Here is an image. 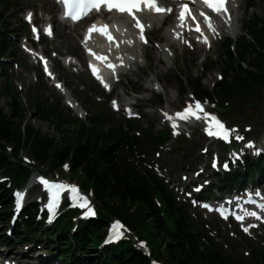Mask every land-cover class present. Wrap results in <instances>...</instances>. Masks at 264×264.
Listing matches in <instances>:
<instances>
[{
	"label": "trees",
	"instance_id": "1",
	"mask_svg": "<svg viewBox=\"0 0 264 264\" xmlns=\"http://www.w3.org/2000/svg\"><path fill=\"white\" fill-rule=\"evenodd\" d=\"M256 39L259 40L258 45L264 48V42L258 37ZM249 47L252 46L246 45L244 52ZM26 118L22 103L12 102L8 114L0 107V139L16 144L17 149H29L36 158L44 161L50 160L55 164L69 161L72 170L82 169L84 183L92 186L109 214H120L132 227L140 228L150 235L158 248H155V255L164 258L169 264L226 263L225 258L212 254L207 248L204 251L198 249L203 244L195 239L192 225L170 197L159 193L167 204L166 219H163L156 212L147 191L136 182V176L132 172L121 171L113 157L117 140H127L121 127L104 129L105 118L98 114L92 120L96 131H86L78 124L77 133L67 134L59 142L30 125H25L24 130H21ZM4 198L1 196L0 201ZM166 221L173 223V228L166 227ZM78 238H86V233H80ZM106 254L116 256L123 264H149L143 256L123 249L117 252L108 250ZM254 261L255 264H264V255L260 254Z\"/></svg>",
	"mask_w": 264,
	"mask_h": 264
},
{
	"label": "rangeland",
	"instance_id": "2",
	"mask_svg": "<svg viewBox=\"0 0 264 264\" xmlns=\"http://www.w3.org/2000/svg\"><path fill=\"white\" fill-rule=\"evenodd\" d=\"M15 1H17L18 5H19V8L13 9V11H11L10 14H8V13L7 14H4V13L0 14V22L3 19H6L7 23L12 24V26L14 28H16V29H20V24L18 22V16L15 13H19L21 11V9L22 10L28 9L31 4L29 3L30 1H28V0H15ZM64 36H66V35H64ZM70 38H71V41L73 42L74 41L73 38L72 37H70ZM51 46L53 48L61 51V52L62 51L66 52L67 51L66 49H68L66 47L65 43L63 42V40H61L60 38H58L55 42H53ZM67 52L71 53V51H67ZM197 59L200 60V64H194V65L191 66V64L188 63L186 65L187 69H188V66H189V68L192 69V71H191L192 72V77H197V76L200 75L199 67H200V65L203 64L202 55H199L197 57ZM209 59L217 60L218 58H216L215 54H212L211 56H209ZM154 69H155V61L151 60V62L149 64H147V67L145 69H142V70H139L138 72H136L135 73V77H131L132 81L131 82L127 81V83H129V85H133V83L136 80H139L140 83L138 85H140L142 83V81L149 76L150 73H153ZM202 77H204L203 78L204 81H202L203 84L209 88L210 83L214 80V74H210V75L209 74H207V75L203 74ZM77 81L80 82V85L84 86L85 90H88L89 92L93 91V87H94L93 83L91 81H89L87 77H72V79H71L72 84H74ZM77 90H81V87H77ZM167 91L169 92V94L171 95V97L174 100L172 103L169 104V107L170 108H177V101L180 100L181 96L177 92L176 85L174 83L169 85V87H167ZM40 94H41V92H39V95ZM24 95H25V93H23V96ZM78 95H79L81 101H83V94H81V92H79ZM44 96H45V92H43L41 94V98L45 99ZM87 96H89V95H87ZM23 99L26 100L25 97H23ZM163 101H164L165 106H167V104H168L167 101L166 100H163ZM84 104L87 107V109H89V111H92V112L94 111V108L92 106H90L87 103H84ZM29 110H30V114L28 116V123L30 125H32L35 128L41 130L42 132H49L53 136H56V137L58 136L56 134L57 129L54 127V124H51V123L45 124V123H43L38 118L37 113L34 112L33 109L29 108ZM147 111H149V110H147ZM150 113H152V112H150ZM156 117H157L156 115H154L153 117H150L149 121H151V119L155 120ZM73 128H74L73 125H66V126L62 127L64 134L67 133V132H71ZM154 131L157 132L158 128H155ZM44 169H45V167H44ZM245 249L250 251L248 248H245ZM238 253L241 254L240 250H238ZM92 257H93V255H89L88 258L91 259Z\"/></svg>",
	"mask_w": 264,
	"mask_h": 264
},
{
	"label": "snow or ice",
	"instance_id": "3",
	"mask_svg": "<svg viewBox=\"0 0 264 264\" xmlns=\"http://www.w3.org/2000/svg\"><path fill=\"white\" fill-rule=\"evenodd\" d=\"M146 2L148 3V6L149 7L155 8L157 12L165 11L164 9L157 7L156 4L153 2V0H146ZM203 2L206 5H208V7L213 8L218 13L221 12V10L227 11V9L225 8V5H224L223 0H219L218 3H213V0H203ZM108 6H109V8L116 7L120 11H124L126 7H127V10L128 11H131V7H136L135 4H133L131 6H127V5L123 4V3H109ZM186 11H188V9H187V6L184 5V11H182L181 14H180V19L181 20L184 19V12H186ZM30 18H31V13L29 14V19ZM197 31H199V28L198 27H197ZM49 34H51V30L50 29H49ZM105 86L107 87V85H105ZM199 107H200V105L197 103V108H199ZM190 108H191V106H189V108L185 110V113H190ZM177 115H182V114L178 113ZM184 118L187 119L188 116L187 115H184ZM213 119H215V118H213ZM174 127H175V125H174ZM41 182L44 183V184H47L48 183L47 181H44V180H42ZM51 187L62 188L64 186L63 185H52ZM71 190L74 193L77 192V190L75 188H72ZM85 203H87V201H85ZM258 207H260L261 209H264V203L259 204ZM246 215L255 216V217H257V219H260V217L257 215L256 212H248V213H246ZM236 218L237 219H240V220L243 219V217H241V216H237ZM244 230L245 231H248L247 228H245Z\"/></svg>",
	"mask_w": 264,
	"mask_h": 264
},
{
	"label": "bare ground",
	"instance_id": "4",
	"mask_svg": "<svg viewBox=\"0 0 264 264\" xmlns=\"http://www.w3.org/2000/svg\"><path fill=\"white\" fill-rule=\"evenodd\" d=\"M50 4V3H48ZM63 42L65 43V45L69 48V49H72L76 52L77 50V47L75 46V44L73 42H71L70 38L67 36V37H61ZM168 103H171L173 100L171 98V96L168 94ZM17 260L19 262H22L24 261L23 257L21 255L18 254V257H17Z\"/></svg>",
	"mask_w": 264,
	"mask_h": 264
}]
</instances>
